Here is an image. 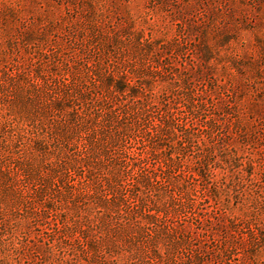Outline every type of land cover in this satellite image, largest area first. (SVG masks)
Wrapping results in <instances>:
<instances>
[{"label": "rangeland", "instance_id": "rangeland-1", "mask_svg": "<svg viewBox=\"0 0 264 264\" xmlns=\"http://www.w3.org/2000/svg\"><path fill=\"white\" fill-rule=\"evenodd\" d=\"M0 264H264V0H0Z\"/></svg>", "mask_w": 264, "mask_h": 264}, {"label": "trees", "instance_id": "trees-1", "mask_svg": "<svg viewBox=\"0 0 264 264\" xmlns=\"http://www.w3.org/2000/svg\"><path fill=\"white\" fill-rule=\"evenodd\" d=\"M116 87H117L119 90H121V87H120L119 85H116Z\"/></svg>", "mask_w": 264, "mask_h": 264}]
</instances>
